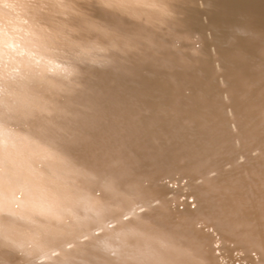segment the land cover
<instances>
[{"label":"bare ground","instance_id":"bare-ground-1","mask_svg":"<svg viewBox=\"0 0 264 264\" xmlns=\"http://www.w3.org/2000/svg\"><path fill=\"white\" fill-rule=\"evenodd\" d=\"M0 264H264V0H0Z\"/></svg>","mask_w":264,"mask_h":264},{"label":"rangeland","instance_id":"rangeland-1","mask_svg":"<svg viewBox=\"0 0 264 264\" xmlns=\"http://www.w3.org/2000/svg\"><path fill=\"white\" fill-rule=\"evenodd\" d=\"M171 182L173 183V178L172 179H168V183ZM169 189V188H168ZM170 190V189H169Z\"/></svg>","mask_w":264,"mask_h":264}]
</instances>
